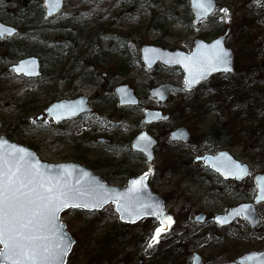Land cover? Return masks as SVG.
Wrapping results in <instances>:
<instances>
[{
	"label": "rangeland",
	"instance_id": "374dc122",
	"mask_svg": "<svg viewBox=\"0 0 264 264\" xmlns=\"http://www.w3.org/2000/svg\"><path fill=\"white\" fill-rule=\"evenodd\" d=\"M42 1L0 0V21L19 30L0 40V136H13L43 162L82 165L114 187L147 174L151 191L175 218L170 232L149 247L156 218L129 225L119 220L114 204L98 211L69 209L60 218L74 240L66 264H191L193 253L204 264H225L264 250V202L253 204L254 176L264 174V65L239 82L218 77L190 92L172 93L161 112L169 120L145 125L144 112L158 108L149 91L161 83L182 87L183 73L179 67L146 70L139 55L141 46L158 43L190 53L194 39L209 41L227 32L234 69L237 58L261 64L264 0H218L214 13L196 26L189 0H136L133 6L135 0H65L63 11L50 19ZM87 39L93 48L85 46ZM102 53L105 69L120 65L126 73L103 74ZM26 57L39 59L41 73L51 75L48 81L42 74L14 75L11 66ZM120 85L134 89L137 106H117L113 89ZM79 96L89 100L91 113L60 124L41 117L54 103ZM226 124L227 143L207 141L211 126ZM177 128L188 131V142L170 140ZM142 130L157 140L149 163L130 149ZM101 138L111 142L100 143ZM223 150L248 166L245 179L223 180L194 161ZM242 204H252L260 218L256 228L241 217L228 227L216 225L215 216ZM198 213L206 216L203 223L194 221Z\"/></svg>",
	"mask_w": 264,
	"mask_h": 264
},
{
	"label": "snow or ice",
	"instance_id": "6c2138e0",
	"mask_svg": "<svg viewBox=\"0 0 264 264\" xmlns=\"http://www.w3.org/2000/svg\"><path fill=\"white\" fill-rule=\"evenodd\" d=\"M60 2L61 0H45L49 5V14ZM192 2L202 15H206L213 6L212 0H192ZM4 28V25H0V36L5 34ZM14 32L15 29H11L8 35ZM228 56L221 42L216 41L211 48L199 51L192 57H183L177 62L183 63L189 72V78L185 83L191 86L210 71L218 68H223L225 72L230 71ZM34 64L35 61L30 64L21 62V65L14 70L31 75ZM49 111L60 118L55 109ZM67 111L74 113L75 109L68 108ZM142 139L148 140L147 137ZM2 145L3 142L0 141V147ZM29 157L30 154L23 148L14 146L10 150L0 151V245H3L0 249V264H63V257L67 255L71 242L59 232L57 214L69 206L99 208L109 197L100 192H85L70 186L66 179L45 175L38 163H33ZM213 166L217 170L224 171L225 175L237 178L246 171L243 166L231 161L230 158ZM142 186L143 178L133 180L127 192L120 194L116 199L117 211L121 213V219H134L142 214L143 206L137 208L132 204L134 194L140 191ZM260 189L264 193V185H260ZM258 199H264V195ZM241 212L245 216L251 215L250 206L243 205L240 209H234L232 214ZM217 219L221 223L226 220L221 217ZM162 230H166L163 225L156 229L149 247L157 241Z\"/></svg>",
	"mask_w": 264,
	"mask_h": 264
},
{
	"label": "water",
	"instance_id": "95a60500",
	"mask_svg": "<svg viewBox=\"0 0 264 264\" xmlns=\"http://www.w3.org/2000/svg\"><path fill=\"white\" fill-rule=\"evenodd\" d=\"M212 8L206 15L200 14V10L193 5L192 0L188 1L189 10L192 16V25H198L200 21L207 20L211 14L215 11L217 7L216 0H212ZM42 5L44 7V17L46 19L52 18L56 16L60 10H62L64 5V0H61L60 4L51 11V14H49V5L45 3V0H43ZM0 25H4V35L0 36V39L4 38H12L17 35L18 29L16 27L4 24L0 22ZM11 29H15V32L11 35H8V31ZM227 32H225L223 35L215 38L211 42H204L200 39H196L193 42V48L190 53H187L185 51L176 49V50H169L166 48H162L155 45H143L139 49V55L140 60L144 65V68L146 70H152L157 64H162L166 67H179L183 73V86L182 87H176L171 84H164L160 87L154 88L149 91V95L151 98L156 99L158 104H163L169 93L178 92V91H185L190 92L193 89L197 88L203 83H206L210 80V78L214 75L222 74V75H230L234 72V60H233V52L226 47L225 40L227 36ZM216 41L221 42V46L227 50L229 56V68L230 71L225 72L223 68H218L215 71L208 72L204 78L199 79L197 82L193 83L191 86L187 85L185 83L186 79L189 78V72L185 69L183 63H178L177 61L183 57H192L195 54H197L199 51H205L209 48H211ZM35 61V64L32 65L33 74L28 75L23 72H16L14 69L21 65V62H29V64ZM11 69L13 70L14 74L18 77H24L27 79H35L40 77L41 74V65L40 61L36 57H26L20 61L17 62V64L11 66ZM113 94L116 97L117 106L119 108H125V107H135L138 105V99L134 94V91L132 88L126 85H120L113 89ZM68 108L75 109L74 113L67 111ZM50 109H55L56 113H59L60 118H57V115L53 112H50ZM92 111L88 99L85 96L77 97L73 100H61L57 103H54L50 107H48L43 114L41 115L42 118H51L56 124H60L61 122H66L71 119L78 118L84 114H88ZM40 118V117H39ZM169 119L168 115H162V113L158 110L155 111H149L146 110L144 112V118L143 123L145 125H151L153 123H156L158 121H167ZM142 137H147L148 140L145 141L142 139ZM190 136L188 131L185 128H178L170 135L171 141H180L182 143L188 142ZM0 141L3 142L2 147H0V151H7L10 150L13 146L17 148H23L27 153L30 154L29 159L33 163H38L40 170L45 173V175H53L60 179H66L70 186L74 188L81 189L85 192H100L103 193L105 196L109 197L106 203H103V205L99 208L94 209H87V208H74V207H67L62 209L57 214V224L59 226V232L64 234L65 238L70 241V248L67 252V255L63 257V264H66L67 258L70 255L72 246L74 245V240L71 238V236L66 231V226L62 222H60V218L63 212L69 210V209H81L83 211H98L106 207L108 204H114L116 213L118 214V218L121 222L129 225H134L141 221L144 218H156L157 222L159 224L158 228H161L163 225V228L166 230H162L160 234L167 233L171 230V228L175 225V218L171 214L165 213L164 208V201L161 197L154 194L150 187L147 184L148 175L145 176V174H142L138 177H134L129 179L128 185L125 188H118L111 185H108L104 180H102L98 175H95L90 169L79 165L75 163H63V164H49L46 162L41 161L36 153L32 151L31 149L22 146L20 144H17L15 142H12L8 140L5 136H0ZM104 143V141H100ZM156 146V141L148 136L143 130L140 134L135 136L131 142L130 149L133 152L140 153L145 157L146 163L152 162L154 158L153 154V148ZM223 154V156H222ZM227 158H230L231 161H234L235 163L241 165L246 170L243 174L240 175L239 178L232 175H225L224 171L217 170L216 167H214V164H219L222 162V160H226ZM195 162H202L205 167H207L209 170L215 172L218 174L222 179L225 180H236L241 181L247 177L249 174V168L246 164L236 160L227 150H223L218 152L215 155H204L202 157H197L195 159ZM65 169L67 172H65ZM59 170V171H57ZM143 178V186L137 193L134 194V198L132 200V204L136 206L137 208H140L143 206L142 214L134 219H121V213L117 211V204L116 199L120 196V194H123L127 192L129 187L131 186V182L133 180H139ZM264 174H258L254 177V183L256 185L257 194L253 201L254 205L260 204L264 202V199H258V197L264 195V193L261 192L260 185H264ZM243 205H249L251 208V215L245 216L243 212L240 214H232L234 209H240ZM127 215V214H125ZM168 217L171 219L169 220ZM217 217L226 218L224 223H221ZM239 217L244 219L248 222L251 229H254L258 223H259V217L256 214L252 204H242L237 207L231 208L228 210L226 214H219L214 217V222L218 225V227H226L231 225L234 221H236ZM194 221L197 223H203L206 219V216L199 213L194 216ZM3 245H0V248L2 249ZM191 264H204L200 255L197 253H193L191 257ZM225 264H264V250L261 251H252L249 253H246L242 255L240 258H238L236 261L231 263H225Z\"/></svg>",
	"mask_w": 264,
	"mask_h": 264
},
{
	"label": "trees",
	"instance_id": "16d2710c",
	"mask_svg": "<svg viewBox=\"0 0 264 264\" xmlns=\"http://www.w3.org/2000/svg\"><path fill=\"white\" fill-rule=\"evenodd\" d=\"M247 21V20H245ZM250 35H245V37H249ZM237 61V63H236ZM235 61V69L234 72L230 75H217L215 77L212 78L213 81H215V79H217L218 77H228V79H230L233 82H239L241 79L252 75L254 73V71H257L258 69H260L262 67L263 69V63H258V62H254V59H250L249 61H246L243 63L242 60H239L237 58V60ZM101 65V64H100ZM100 65L98 64L96 67L97 69L101 68ZM105 66V64H104ZM104 73L110 74L111 75H123L126 73V68H124L123 66H115L114 64H111L110 66H108L106 69L104 67ZM50 73H42V75L44 76V81H48L49 77L51 75H49ZM59 78H62V76H59ZM260 79L257 80V82H259ZM216 85V84H214ZM227 124L224 126H220L219 128H216L214 125L211 126L205 133L204 136H209L210 139H208L207 141L211 142L213 145H220V144H224L227 143V136H228V131H227ZM232 133V131H231ZM253 133H251L252 135ZM7 138L14 142L15 138L13 136L8 135Z\"/></svg>",
	"mask_w": 264,
	"mask_h": 264
},
{
	"label": "flooded vegetation",
	"instance_id": "af4514ba",
	"mask_svg": "<svg viewBox=\"0 0 264 264\" xmlns=\"http://www.w3.org/2000/svg\"><path fill=\"white\" fill-rule=\"evenodd\" d=\"M136 4V0L135 1H132V3H131V5L133 6V5H135ZM189 6V5H188ZM64 7H65V0H64V5H63V8H62V10H60V12L57 14V15H59L62 11H63V9H64ZM191 14V13H190ZM56 15V16H57ZM103 29H100V31H101V33H103L104 31H102ZM79 34H81V33H79ZM224 34V33H223ZM223 34H221V35H223ZM75 35H78V33H75ZM221 35H217L216 37H213V39H211V40H209V41H206V40H203V39H200V38H197V39H200V40H202V41H204V42H211L212 40H214L215 38H217V37H219V36H221ZM102 38H104V34L102 35V37H101V39ZM194 40H196V39H194ZM93 44V41L91 40V39H87L86 40V42H85V46L87 47V48H89V47H94L95 45H92ZM155 46H159V47H162V48H166V47H163L164 45L163 44H160V43H158V44H155ZM70 47L72 48V51H74L75 50V48H76V45L75 44H71L70 45ZM166 49H169V50H171V51H173V50H176V49H173V48H166ZM102 55V60H101V62H100V64H101V66H102V68H103V74H104V53H102L101 54ZM72 60H74V58H72ZM233 60H234V55H233ZM158 66H161V67H163V68H166V69H168V68H171V67H166V66H164V65H162V64H158V65H156L154 68H158ZM153 68V69H154ZM216 76V75H215ZM215 76H213V77H215ZM212 77V78H213ZM211 78V79H212ZM165 83H161L160 85H157L155 88H157V87H160V86H162V85H164ZM172 85V84H171ZM154 89V88H153ZM134 90V89H133ZM152 90V89H151ZM134 94H135V91H134ZM171 94L172 93H169L168 94V97H167V99H166V101L163 103V104H158L157 103V101H156V104L158 105V108L157 109H155V110H158V111H160V112H164V110H165V107H164V105L167 103V101H168V99H169V97L171 96ZM135 96H136V94H135ZM89 101V100H88ZM125 108H129V107H125ZM164 115V114H163ZM82 116H80V117H78L77 119H79V118H81ZM169 120V119H168ZM167 120V121H168ZM158 122H160V121H158ZM161 122H165V121H161ZM157 123V122H156ZM100 141H104V144H109L111 141L109 140V139H104V138H101V139H99L98 140V142H100ZM231 209V208H230ZM233 224V223H232ZM226 227H228V226H226ZM219 228H221V227H219ZM222 228H224V227H222ZM229 263H231V262H229Z\"/></svg>",
	"mask_w": 264,
	"mask_h": 264
},
{
	"label": "bare ground",
	"instance_id": "6f19581e",
	"mask_svg": "<svg viewBox=\"0 0 264 264\" xmlns=\"http://www.w3.org/2000/svg\"><path fill=\"white\" fill-rule=\"evenodd\" d=\"M262 65H264V64H262ZM132 90H133V89H132ZM133 91H134V90H133ZM154 140L157 142V140H156V139H154ZM224 180H225V179H224ZM111 204H112V203H111ZM108 205H109V204H108ZM108 205H107V206H108ZM117 215H118V214H117ZM231 225H232V224H231ZM229 226H230V225H229Z\"/></svg>",
	"mask_w": 264,
	"mask_h": 264
}]
</instances>
